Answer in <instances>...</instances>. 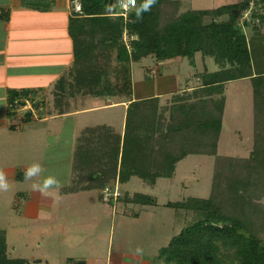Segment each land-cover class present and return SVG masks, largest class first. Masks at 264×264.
Wrapping results in <instances>:
<instances>
[{
	"label": "trees",
	"instance_id": "trees-1",
	"mask_svg": "<svg viewBox=\"0 0 264 264\" xmlns=\"http://www.w3.org/2000/svg\"><path fill=\"white\" fill-rule=\"evenodd\" d=\"M74 1L81 12L71 8L68 18L73 60L52 89L59 113L71 110L76 94L130 97V63L149 55L158 61L186 57L194 64L200 52L219 67L204 70L199 87L172 94L173 113L166 125L155 116L159 98L151 96L130 98L122 132L106 124L85 127L77 137L71 183L61 193L112 189L116 181L124 183L132 176L154 183L170 177L176 162L188 154L212 155L208 196L164 204L191 216L160 255L173 264H264V0H237L180 14L177 0H157L140 21L133 8L125 19L108 12L104 0H70L71 4ZM139 3L142 0H136ZM26 4L41 9L50 5L46 0ZM248 25L251 36L245 31ZM240 78H249L253 87V149L246 157L221 155L217 147L224 84ZM30 92L8 88L7 101ZM127 200L146 204L152 199L135 192ZM0 264H30L9 255L6 231L1 228Z\"/></svg>",
	"mask_w": 264,
	"mask_h": 264
},
{
	"label": "rangeland",
	"instance_id": "rangeland-1",
	"mask_svg": "<svg viewBox=\"0 0 264 264\" xmlns=\"http://www.w3.org/2000/svg\"><path fill=\"white\" fill-rule=\"evenodd\" d=\"M177 1L180 14L188 9H209L237 0ZM245 17H240V21ZM251 28L250 25L245 27L248 36L252 35ZM261 30L264 31V26ZM65 53H54L56 65L52 66L51 74L57 67L65 65L62 64ZM153 57L149 55L131 63L135 81L156 79L148 76L145 70L147 65L153 66ZM179 60L181 63L174 76L181 86L190 84L195 72L213 71L219 67L212 57L200 52L194 56L195 65H190L186 57ZM157 77L164 78L163 74ZM45 82L38 85L45 93L37 90L36 95L43 99L44 105L34 114L13 112L7 106L8 115H4V100L0 98V170L6 172L11 185L8 192H0V228L6 231L9 255L25 258L30 264H79L81 260L84 264H109L115 253L122 252L126 259L146 257L147 263L164 264L160 249L180 231L191 215L184 216V210L163 203L185 200L188 196L207 197L214 157L187 155L176 164L170 177H159L155 183L138 176H132L124 183L117 182V200H102V188L61 193L58 202L44 200L32 190L31 182H25L24 170L34 162L42 163L47 174L56 175L68 186L73 176L76 137L81 128L109 121L121 128L113 114L122 109L121 106H101L80 114H56L52 102L53 84ZM223 93L225 104L217 152L246 157L254 144L251 80H230ZM106 102V97L89 94L78 96L76 105L84 107ZM174 102L172 94L159 100L156 119L166 125L173 113L170 105ZM135 192L145 193L152 200L146 204L128 201ZM133 210L138 216L133 215ZM137 248L142 251L137 253Z\"/></svg>",
	"mask_w": 264,
	"mask_h": 264
},
{
	"label": "crops",
	"instance_id": "crops-1",
	"mask_svg": "<svg viewBox=\"0 0 264 264\" xmlns=\"http://www.w3.org/2000/svg\"><path fill=\"white\" fill-rule=\"evenodd\" d=\"M46 1L49 2V7L41 9L26 4L27 0H0V98L4 100L2 107L4 115H8L6 108L8 104V88L17 90L30 89L32 90L31 93H34L35 95H37V90L45 93L40 87H38V85H42L46 81L45 83L53 84V89L56 80L62 75L63 71L69 68L72 64H66V62H72L73 60L72 40L68 33V18L71 12V2L70 0ZM64 51L66 52V57L62 64L65 63V65L60 66L59 68L56 66V72L51 74L52 66L55 67L54 65H56L54 53H63ZM179 58L181 57L158 61L153 57L155 60V62L154 60H152L153 63L151 62L153 66L144 65V67L146 66V72H148L146 74L152 76V78H156L154 80L149 79L150 82L146 79L135 81L131 68L132 93L130 97H128L129 99L114 95L103 96L107 99L105 104L78 107L76 105L77 97L89 94H76L72 100L71 110L62 113L58 112L56 114H80L82 112L94 110L96 107L100 108L101 106L105 108L121 106L122 109H118L117 113L115 112L116 115L113 114L117 124L120 121L119 125H121V128L116 127L113 122L111 123L110 121L90 126L106 124L111 126L114 130L122 132L124 128L126 107L130 98L135 99L157 96L159 100H161L171 94H183L184 92H190L199 87L200 75L204 70L200 73L195 72L194 78L190 84L187 83L184 86H181L179 81L177 82L174 73L178 71L181 63ZM132 62L133 61H131V63ZM10 63L15 64L10 67ZM192 65H195V63ZM40 70L42 71L41 73H44L42 76H40ZM162 74L164 78L158 79L159 77L157 76ZM226 83L224 84V88ZM112 97H116L117 99L113 100ZM38 99L41 102L43 101L41 98ZM36 105H38V103H36ZM42 105H44V101L42 102ZM117 114H119V116H117ZM90 126H84L81 128L80 132L85 127ZM178 162H176V164ZM115 183H117V181ZM164 204L165 203H163V205ZM132 213L134 216H138L137 211L135 212L133 210ZM145 259L146 257H143L142 259H126L124 254L119 252L115 253L109 264H152L147 263ZM81 261L82 264H84V261ZM164 264L170 263L164 262Z\"/></svg>",
	"mask_w": 264,
	"mask_h": 264
},
{
	"label": "clouds",
	"instance_id": "clouds-1",
	"mask_svg": "<svg viewBox=\"0 0 264 264\" xmlns=\"http://www.w3.org/2000/svg\"><path fill=\"white\" fill-rule=\"evenodd\" d=\"M121 4L125 8H133L135 20L140 21L143 15L150 12L157 4V0H142V3L136 4L135 0H121ZM25 182H31V188L34 192L39 193L44 200L59 201L62 189L65 187V182L56 175L47 174V169L42 163L34 162L29 165L23 173ZM10 182L4 170H0V192H8L10 190ZM47 218V217H42ZM142 250L137 248L136 252Z\"/></svg>",
	"mask_w": 264,
	"mask_h": 264
},
{
	"label": "built area",
	"instance_id": "built-area-1",
	"mask_svg": "<svg viewBox=\"0 0 264 264\" xmlns=\"http://www.w3.org/2000/svg\"><path fill=\"white\" fill-rule=\"evenodd\" d=\"M113 4L115 6V10L113 14L122 15L126 19L128 11L131 9V7L129 8L123 7L121 4V0H115ZM252 7L253 6L251 5L250 8ZM71 8L74 9V11L78 13L81 12L80 4L76 1H74L71 4ZM244 14L246 16L248 14V11H246ZM123 39L126 42L129 39V35L126 33V31H124L123 33ZM36 103H38V105H36ZM7 106L13 112H24L25 111L27 113L29 112L30 114H34L36 113V110L41 109L43 105H42V102L39 101V99L36 97V95L30 92V93H27L26 95H20L14 98L11 102L7 104ZM21 119H24V116H22ZM117 188H118L117 183H115L114 188L112 189H110L109 187L102 188L101 190L102 200H105V201H108L110 199L117 200L118 199L117 191H116Z\"/></svg>",
	"mask_w": 264,
	"mask_h": 264
},
{
	"label": "water",
	"instance_id": "water-1",
	"mask_svg": "<svg viewBox=\"0 0 264 264\" xmlns=\"http://www.w3.org/2000/svg\"><path fill=\"white\" fill-rule=\"evenodd\" d=\"M105 3H107V11H114L115 10V6L112 2V0H104Z\"/></svg>",
	"mask_w": 264,
	"mask_h": 264
}]
</instances>
